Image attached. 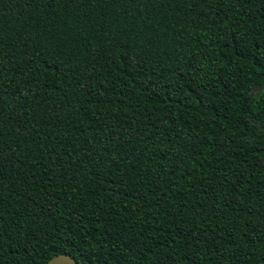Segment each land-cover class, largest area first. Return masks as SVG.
<instances>
[{
  "label": "trees",
  "instance_id": "1",
  "mask_svg": "<svg viewBox=\"0 0 264 264\" xmlns=\"http://www.w3.org/2000/svg\"><path fill=\"white\" fill-rule=\"evenodd\" d=\"M264 264V0H0V264Z\"/></svg>",
  "mask_w": 264,
  "mask_h": 264
},
{
  "label": "water",
  "instance_id": "2",
  "mask_svg": "<svg viewBox=\"0 0 264 264\" xmlns=\"http://www.w3.org/2000/svg\"><path fill=\"white\" fill-rule=\"evenodd\" d=\"M42 264H78L72 257L64 253H58L47 258Z\"/></svg>",
  "mask_w": 264,
  "mask_h": 264
}]
</instances>
